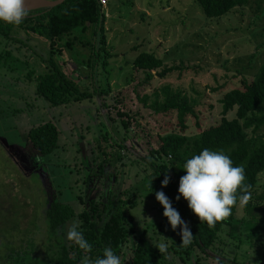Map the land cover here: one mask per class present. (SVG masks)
I'll use <instances>...</instances> for the list:
<instances>
[{
    "label": "rangeland",
    "instance_id": "rangeland-1",
    "mask_svg": "<svg viewBox=\"0 0 264 264\" xmlns=\"http://www.w3.org/2000/svg\"><path fill=\"white\" fill-rule=\"evenodd\" d=\"M104 1L108 67L100 63L88 74L86 64H80L88 56L82 48L74 52L78 61L70 51L60 59L62 69L82 90L99 88L105 92L101 98L51 106L36 95L35 77L28 76L45 70L47 40L20 33L23 43L1 44L9 59L0 66V260L10 264L4 259L9 250L31 244L37 256L48 258L47 210L52 199L71 205L77 215L84 208L81 200L106 201L122 195L132 197L126 210L137 231H147L155 245L167 244L164 264H264V226L245 221V206H238L234 226L222 228L216 252L177 253L172 245L180 235L179 226L172 229L152 197L145 180L149 167L142 160L155 139L147 136L150 129L154 135L167 128L182 129V112L163 105L173 104L178 96L194 105L195 116L188 113L184 132L192 140L220 122L227 91L259 74L264 63V0H249L222 18H207L194 0ZM142 52L182 69L165 79L153 72L156 78L144 86L145 74L133 68V60ZM168 86L175 96L166 99L160 89ZM126 96L128 100L118 103ZM144 96H149L147 104L140 100ZM118 111L130 115L128 130ZM49 121L60 131L58 147L52 154L31 158L26 152L27 133ZM256 136L264 139V127ZM121 139L126 148L122 160L105 164L99 173L102 150L107 148L113 155ZM263 190L264 172L253 196ZM73 222L79 220L63 225L57 236L66 245L71 243L67 231ZM136 238L128 243L127 259Z\"/></svg>",
    "mask_w": 264,
    "mask_h": 264
},
{
    "label": "trees",
    "instance_id": "trees-1",
    "mask_svg": "<svg viewBox=\"0 0 264 264\" xmlns=\"http://www.w3.org/2000/svg\"><path fill=\"white\" fill-rule=\"evenodd\" d=\"M194 1L207 18H222L234 11L235 8L244 7L249 2V0ZM105 20L106 14L100 0H66L56 7L31 11L19 25L0 21V66L9 59V52L5 53L1 49L3 41L14 40L23 43L18 37L20 33L28 36L36 35L46 39L49 47L48 57L42 60L46 65L45 70L37 76L32 73L28 75L30 80L35 77L38 97L54 107L90 100L96 96L101 98L105 92L99 88L82 90L76 79L62 69L60 59L70 51L72 56L74 55V59L78 61L79 54H74V52L76 49L82 48L88 51V56L86 59L83 57L80 64H86L89 69L87 70L88 74L92 75L100 63L106 69L109 54L106 50ZM133 68L137 73L145 74L141 83L146 86L156 78L153 76V72L161 79H165L176 70L182 69V66L168 65L154 54L142 52L133 60ZM160 90H163L166 99L171 95L175 96V94H171L174 92L169 86ZM155 95L157 96V94ZM126 100H128V96L125 100L122 97L118 103H123ZM140 100L147 104L149 96H144ZM222 103L223 113L220 122L202 130L192 140L184 133L187 129L185 122L188 113L192 112L195 116L196 112L193 108L194 105L188 106L180 99V96L174 98L173 104L169 106L165 104L163 107L166 110L169 108V110L175 109L182 112V117L180 116L182 129L172 127L173 129L169 130L167 128L164 132L157 131L155 135L150 129L151 132L147 133L148 137L155 136V139L151 143L148 154L142 157L143 162L149 167L145 180L149 190L153 193L152 197L156 199L157 192H164L172 207L178 211L182 220L191 229L193 240L190 245L186 247L181 245V235L172 245L177 253H186L187 256L194 250H199L205 256H210L208 252H216L222 228L234 226L237 218L239 204L233 207L230 217L217 222L214 227L210 228L206 222L199 220L188 207V202L179 194L180 178L186 174L183 165L205 148L223 150L230 156L234 166L244 167L247 177L245 182L251 185L252 200L244 207L247 216L245 221L254 222L256 227L262 226V224L264 226V190L259 195L253 196L258 177L264 172V139L256 136V133L264 127V63L255 78L252 80L244 78L241 81V86L227 91L223 96ZM230 114H234V117L229 118ZM117 115L121 118L122 126L128 130L131 124L130 115L120 111ZM59 136L58 127L51 121L31 128L26 138L28 156L35 159L52 154L58 147ZM102 137L104 136L102 135ZM104 140H106L105 137ZM119 142V150L113 155L106 150L107 148L105 151L102 150L104 158L98 164L99 173H103L105 164H115L122 160L121 151L126 149L123 145L125 139H121ZM165 176L169 177V183L166 187H162ZM177 196H180L179 200H177ZM81 203L84 208L76 215L71 205L51 200L47 210L49 222L48 258L41 259L37 256L35 246L31 244L18 251L9 250L4 259L10 264H81L85 255L93 260L97 257L103 258V251L108 247L120 257L122 264H164L166 253L159 252L148 237L147 231H137L131 216L127 213L126 206L133 204L131 196L128 199L122 195L114 198L108 197L106 201L81 200ZM161 208L164 209L163 206ZM74 218L79 220L84 238L92 245L90 253H85L72 241L66 245L57 237L61 227ZM178 232H181L180 226ZM133 237H137L136 242L131 248V256L127 259L126 249ZM0 264H4L2 260H0Z\"/></svg>",
    "mask_w": 264,
    "mask_h": 264
},
{
    "label": "clouds",
    "instance_id": "clouds-1",
    "mask_svg": "<svg viewBox=\"0 0 264 264\" xmlns=\"http://www.w3.org/2000/svg\"><path fill=\"white\" fill-rule=\"evenodd\" d=\"M31 12L28 0H0V21L19 25ZM186 174L180 178L179 194L188 202V207L211 228L232 215L233 207L245 206L251 199V185L243 166H234L232 159L223 150L203 149L200 154L192 156L183 165ZM169 183L165 176L162 187ZM180 196H177L179 200ZM156 199L163 206V215L167 217L173 230L181 227V245L192 243L193 234L164 192L156 193ZM67 239L74 242L85 253L92 251V245L84 238L78 222L68 228ZM161 253L167 251V244L156 245ZM81 264H122L121 259L111 248L106 247L103 258L95 260L85 255Z\"/></svg>",
    "mask_w": 264,
    "mask_h": 264
},
{
    "label": "water",
    "instance_id": "water-1",
    "mask_svg": "<svg viewBox=\"0 0 264 264\" xmlns=\"http://www.w3.org/2000/svg\"><path fill=\"white\" fill-rule=\"evenodd\" d=\"M66 0H28V7L31 11L42 9V8H52L62 4Z\"/></svg>",
    "mask_w": 264,
    "mask_h": 264
},
{
    "label": "built area",
    "instance_id": "built-area-1",
    "mask_svg": "<svg viewBox=\"0 0 264 264\" xmlns=\"http://www.w3.org/2000/svg\"><path fill=\"white\" fill-rule=\"evenodd\" d=\"M100 3H101V5L103 6V3L105 4V1L104 0H100Z\"/></svg>",
    "mask_w": 264,
    "mask_h": 264
}]
</instances>
